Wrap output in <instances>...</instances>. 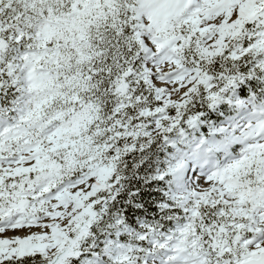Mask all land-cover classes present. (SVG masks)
Segmentation results:
<instances>
[{"label":"snow or ice","instance_id":"obj_1","mask_svg":"<svg viewBox=\"0 0 264 264\" xmlns=\"http://www.w3.org/2000/svg\"><path fill=\"white\" fill-rule=\"evenodd\" d=\"M0 264H264V0H0Z\"/></svg>","mask_w":264,"mask_h":264}]
</instances>
